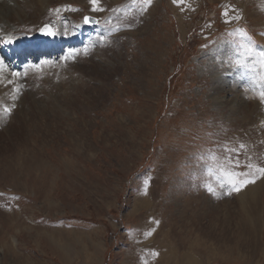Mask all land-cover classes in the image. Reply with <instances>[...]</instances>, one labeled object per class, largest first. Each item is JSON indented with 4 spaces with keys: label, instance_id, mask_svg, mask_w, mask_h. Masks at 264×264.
I'll return each instance as SVG.
<instances>
[{
    "label": "rangeland",
    "instance_id": "obj_1",
    "mask_svg": "<svg viewBox=\"0 0 264 264\" xmlns=\"http://www.w3.org/2000/svg\"><path fill=\"white\" fill-rule=\"evenodd\" d=\"M60 1L35 2L34 36L85 15L100 21L83 26L87 44L116 31L82 60L22 75L15 100L7 81L22 69L0 75V264H264V176L254 198V183L220 187L230 160L264 167V73L234 65L238 30L264 50V0H152L142 13L141 0L95 13ZM66 5L78 10L56 21ZM47 52L30 63L63 54Z\"/></svg>",
    "mask_w": 264,
    "mask_h": 264
},
{
    "label": "snow or ice",
    "instance_id": "obj_2",
    "mask_svg": "<svg viewBox=\"0 0 264 264\" xmlns=\"http://www.w3.org/2000/svg\"><path fill=\"white\" fill-rule=\"evenodd\" d=\"M89 4L91 5V12H101L104 11L103 8H101L100 0H88ZM141 3L143 4V7L139 9V11L142 13L144 11H147L148 7L151 6L152 0H141ZM174 4H180L183 3V0H173ZM78 9L73 8L71 6H64L62 8H57L54 10L56 14V21H59L61 19V13L62 12H75ZM224 17H228V10H225L221 14ZM239 20L240 16L239 14L235 15L231 18H226L224 20V23L228 24L231 23L232 20ZM84 25H87L89 27H100V21L94 18L93 16L85 15L83 17L82 25H76L74 27H83ZM127 27H131V24L127 25ZM39 34L43 37H46L50 40H54L56 38H68L70 35H74L75 32L71 31L69 29V26L67 22L65 21L62 25V27H57L55 22H49L45 23L42 27L38 29ZM116 31V29H110L106 30L104 34H100L97 37V40L99 42V46H104L106 42L109 41V37L111 36L112 32ZM240 36H241V42L239 44V48L241 49V52L238 53V58L235 59L234 65L236 67H244L248 68L250 71L253 72H259L264 73V50H257L256 47L252 44L250 41V38L247 37V34L243 30H238ZM234 35V33H233ZM16 37L8 36L5 43L11 45L14 43V40ZM97 46V41L93 40L90 41L88 44L84 45L80 49H74L70 48L65 50V52L61 55V57L58 60L55 61H43L38 64H30L25 68L24 73L12 71L11 76L16 78V80H8L7 85H13L12 87V99L15 100L18 98L19 94L21 93V87L18 84V80L22 75H26L27 72L30 69H36L38 71L42 70L43 64H63L67 66L69 63L75 62L79 57L87 56L90 54V49H93ZM240 57H243L242 59ZM257 65L259 67L257 68ZM6 65L3 60H0V73H3V71L6 69ZM261 79H264V75L261 76ZM5 85V86H7ZM259 98L261 103H264V90H261L259 93ZM15 105L13 104L12 107H4L3 113L5 115H10ZM243 147V145H241ZM230 167L231 170L227 173V181L225 184V181L220 182V187L223 189L226 187L225 194H231L232 192H239L243 187H245L249 183H254L256 179L259 178V176H264V167H255L252 164H247L246 167L250 169L251 171L246 172H239L236 171L239 167H241L239 160H230ZM256 173H259V175H256ZM147 183V182H146ZM207 191L210 194H214V189L209 186L207 187ZM147 235H151V233H148ZM155 256L156 253H153Z\"/></svg>",
    "mask_w": 264,
    "mask_h": 264
},
{
    "label": "bare ground",
    "instance_id": "obj_3",
    "mask_svg": "<svg viewBox=\"0 0 264 264\" xmlns=\"http://www.w3.org/2000/svg\"><path fill=\"white\" fill-rule=\"evenodd\" d=\"M53 1L54 0H0V39H1L2 43H3L8 36L16 37V39L14 40V43L11 44V45H9V44L4 42L5 43L4 44V48H6V54H4V55L0 54V60H3L4 63L8 60V58H11V59L15 58V60H16L17 56H20V53L26 47L27 48L30 47V48H33V49H37V48L42 49L43 51L37 50V51H35L36 53H34L33 55L29 56V59H28L29 63H27V64H24L23 61L21 63L20 61L22 59L21 58L19 59L17 64L18 63L20 64L19 68L22 69L21 73L23 74L24 71H25V68L28 65L34 64V63H30V62L31 61L33 62V60H36L38 58L37 53L43 52L44 56H46L47 54L50 53V52L48 53L47 51H55L56 54L58 52L64 53L65 50H67V49H70V48L80 49L84 45L87 44L86 43L87 42V38L90 37V35H84L83 34V32H84L83 31L84 30L83 27H77L76 29L71 30V31H74L75 34L74 35H70L68 38H56L54 40L43 41V40H38V38L36 36H34V32H35L36 27L38 25V22L40 20L39 17H37L35 15L37 4H39L40 7L43 8L47 4L50 5ZM61 1H63V0H61ZM35 2H37V4H35ZM2 9H3V11H7V12H10V11L14 12V14H15L14 22L13 21L10 22V21L5 20V19H4L3 22L1 21V19H3L4 15H5L4 13L1 12ZM64 22H62L59 25V27H62ZM55 24L58 27L59 22L58 23L56 22ZM77 25H81V24H77ZM41 26H43V25H41ZM94 34H95V36H93V39L96 40V37L98 36V33H94ZM63 47H66V48H63ZM22 56L23 55H21V57ZM80 58L81 57H79L76 61H78ZM81 60H82V58H81ZM43 61H46V60L44 59L41 62H43ZM41 62H39V63H41ZM15 64L16 63H14V65ZM46 65H48V64H43L42 65V70H40V71H38L36 69H30L27 73H31L30 71H32V73H34V74L43 72L44 71L43 69L45 68ZM10 70H11V68L9 66H7L6 69L3 71V73H0V75L4 74V73H8V72H10ZM40 76H42V75H40ZM34 81H35V77H34ZM38 82H40V80ZM0 91H2V90H0ZM3 91H4V89H3ZM9 92H10V90H9ZM250 188H251L250 191L253 190V193L250 196H251V198H254V191L256 190L257 186L254 183V184L250 185ZM253 210H255V209H253ZM246 224H248V223H246ZM246 224H244V225H246Z\"/></svg>",
    "mask_w": 264,
    "mask_h": 264
},
{
    "label": "water",
    "instance_id": "obj_4",
    "mask_svg": "<svg viewBox=\"0 0 264 264\" xmlns=\"http://www.w3.org/2000/svg\"><path fill=\"white\" fill-rule=\"evenodd\" d=\"M38 36H39L41 39H43V40H49L48 38L41 36L39 33H38Z\"/></svg>",
    "mask_w": 264,
    "mask_h": 264
}]
</instances>
